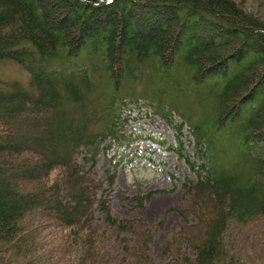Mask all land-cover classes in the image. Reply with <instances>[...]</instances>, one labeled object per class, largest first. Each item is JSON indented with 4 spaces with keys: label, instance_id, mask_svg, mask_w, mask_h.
Wrapping results in <instances>:
<instances>
[{
    "label": "trees",
    "instance_id": "1",
    "mask_svg": "<svg viewBox=\"0 0 264 264\" xmlns=\"http://www.w3.org/2000/svg\"><path fill=\"white\" fill-rule=\"evenodd\" d=\"M246 7L0 0V61L29 75L28 87L0 88V264H154L162 226L113 216L114 174L94 179L98 156L127 139L121 113L139 103L172 128L167 149L193 201L178 211L193 221L163 231L159 262L264 264V13ZM19 113L40 116L23 122L42 144L4 135Z\"/></svg>",
    "mask_w": 264,
    "mask_h": 264
},
{
    "label": "rangeland",
    "instance_id": "2",
    "mask_svg": "<svg viewBox=\"0 0 264 264\" xmlns=\"http://www.w3.org/2000/svg\"><path fill=\"white\" fill-rule=\"evenodd\" d=\"M246 8L263 17L262 0H247ZM15 82L22 87H28V72L12 61L1 60L0 88L6 89L8 84ZM125 108L127 110L121 109L124 110L121 113L122 122L127 118V122L123 123L122 132L127 139L122 141V144H110L107 155L98 156L94 179L105 182L106 170L114 174L113 185L107 198L113 216L140 219L148 227L160 224L164 232L171 229L179 231L181 226L191 223L193 218H185L178 211H188L193 201L181 185L182 178L188 173L186 166L167 149L169 145L174 144V132L166 120L153 115L151 108L142 103ZM16 115V118L10 120V126L8 125L4 135H15L30 146L42 144L39 140L34 141V135L27 131L28 126L23 122H34L33 124L38 125L40 116H32L31 113ZM173 120L176 118L173 117ZM182 138L184 140L185 135ZM149 192L151 195L143 200L141 207L131 200L135 195L143 196ZM93 222L114 238V230L106 225L103 215L97 211L94 212ZM163 231L154 236L149 247V256L154 264H161L156 258V252L163 239ZM3 258H6V255H3ZM16 263L18 261H15Z\"/></svg>",
    "mask_w": 264,
    "mask_h": 264
}]
</instances>
